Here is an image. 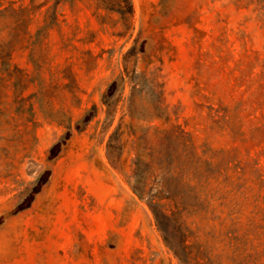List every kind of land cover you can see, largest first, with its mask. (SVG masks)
I'll return each instance as SVG.
<instances>
[{
  "label": "rangeland",
  "instance_id": "obj_1",
  "mask_svg": "<svg viewBox=\"0 0 264 264\" xmlns=\"http://www.w3.org/2000/svg\"><path fill=\"white\" fill-rule=\"evenodd\" d=\"M55 1L4 0L28 6L31 19L0 55V264H180L132 190L129 126L181 125L200 149L232 151L264 176V0H133L129 29L95 0ZM54 5L58 22L37 39ZM10 32L1 20L0 50ZM127 71L132 83L113 98L109 133L126 113L114 167L102 97ZM135 82L143 91L133 117ZM160 100L162 117H153ZM95 104L97 116L79 130ZM220 208V219L204 214L200 232L215 256L224 243L212 234L229 215Z\"/></svg>",
  "mask_w": 264,
  "mask_h": 264
},
{
  "label": "trees",
  "instance_id": "obj_2",
  "mask_svg": "<svg viewBox=\"0 0 264 264\" xmlns=\"http://www.w3.org/2000/svg\"><path fill=\"white\" fill-rule=\"evenodd\" d=\"M95 1L101 8L118 13L126 29L131 27L133 0ZM55 6L48 8L37 39L43 35V29L46 31L58 22ZM29 19L31 9L28 6H16L15 2L5 5L4 0H0V21H6L11 28L10 40L1 45L2 57L9 55L7 51L13 50L21 41ZM126 79L124 73L113 79L102 97V103L107 107L102 128L109 134L107 155L114 167L120 164L126 145L123 130L126 113L123 110L119 124L109 133L118 111V102L113 98L117 93L121 96L125 92L128 81L132 83V76ZM137 85L136 82L132 85L129 97L133 117L137 110L134 96L143 91ZM161 104L160 100L154 106L153 117H162ZM97 114L95 104L87 111L85 119L78 121V129L82 130L81 125L87 126ZM129 129V134L135 137L136 150L132 190L151 209L165 243L180 264H218L217 259H226L229 264H264V176L261 171L250 162L237 160L232 151L214 150L208 146L200 149L181 125L169 128H134L130 125ZM216 200L220 201L219 206L212 207ZM245 206L249 213L243 220ZM220 207H229V215L223 221L225 227L218 234H212L214 239L224 243L222 253L215 256L209 240L204 239L206 234L200 232L207 211L212 212L215 219L222 218V213L215 215ZM193 215L196 220L192 224L195 223L197 229L188 224L187 217Z\"/></svg>",
  "mask_w": 264,
  "mask_h": 264
}]
</instances>
